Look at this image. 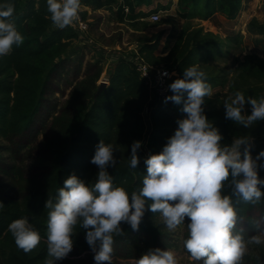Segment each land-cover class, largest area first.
<instances>
[{
    "label": "trees",
    "instance_id": "trees-1",
    "mask_svg": "<svg viewBox=\"0 0 264 264\" xmlns=\"http://www.w3.org/2000/svg\"><path fill=\"white\" fill-rule=\"evenodd\" d=\"M245 1L179 0L181 18L206 21L222 15L235 20L244 9ZM12 2L13 20L24 41L14 46L10 54L0 57V178L6 177L4 181L0 179V264H44L46 200L55 198L64 180L73 173L94 182L98 166L91 160L100 140L119 149L115 153L118 163L109 172L116 185L124 186L131 193L142 186L147 174L144 159L162 150L178 128V120L187 114L181 111L183 103L165 102L166 97L173 95L170 88L163 96H153L140 71L125 58L116 62L108 86L96 98L104 72L101 61L86 59L84 50L75 57L69 56L78 36L69 27L60 28L52 22L46 0ZM117 3L118 0H84L93 12L109 10ZM126 3L131 8L130 0ZM114 14L118 23L123 22L122 9ZM82 17L86 20L87 12ZM249 27L264 32V25L256 18ZM137 35L139 54L148 64L176 72L168 86L182 78L184 69L194 64L206 72L212 87L221 85L219 77L203 66L218 58L220 44L203 36L201 29L183 30L166 56L157 54L164 32ZM63 87L68 88V95ZM237 90L257 99L264 96L263 58L248 54L237 62L226 99ZM57 95L64 100L56 98ZM213 101L212 97L205 98L206 106L211 109L206 114L223 133V143L230 144L234 137L249 136L254 156L264 149V121L256 122L251 128L238 125L225 119L224 106L219 108ZM245 111L251 113L250 104L245 105ZM136 140L143 141V145L138 150L140 163L133 169L129 166V157ZM33 154H39L38 159L32 160ZM30 158L35 185L23 191L25 173L21 163ZM259 175L264 178V168L259 170ZM26 182L31 185V178ZM222 192L231 195V188L225 187ZM236 207L241 218L238 229L243 230L246 238L256 235L255 222L264 225V198L255 204L239 200ZM23 216L30 218L42 236L41 243L28 253L16 246L8 231L9 224ZM188 222L186 218L183 230L170 232L158 213L148 211L138 231L122 223L124 231L114 235L112 260H136L154 247L180 248L190 257L183 244ZM76 231L77 239L69 255H77L74 249L81 248L87 258L78 264H94V253L85 239L86 230L77 226ZM241 264H264V257L251 262L242 259Z\"/></svg>",
    "mask_w": 264,
    "mask_h": 264
},
{
    "label": "clouds",
    "instance_id": "clouds-1",
    "mask_svg": "<svg viewBox=\"0 0 264 264\" xmlns=\"http://www.w3.org/2000/svg\"><path fill=\"white\" fill-rule=\"evenodd\" d=\"M52 22L64 28L78 19L81 0H46ZM12 0H0V57L12 52L24 41L13 20ZM173 92L165 102L183 103L186 117L178 120V128L158 153L144 159L147 174L142 186L129 191L114 183L109 168H115L119 150L100 140L91 162L98 166L94 182L75 173L64 180L55 198H48L44 264H58L74 247L79 226L86 230L85 239L94 253V264H112L114 235L121 234L122 223L138 231L146 214L158 213L171 231L184 225L187 238L183 244L190 257L202 264H241L249 243H264V225L255 222L257 234L245 237L237 225L236 204L239 200L258 203L264 198V149L253 155L252 138L234 137L223 143V133L205 112V98L213 95L207 74L198 64L184 69L183 77L169 85ZM251 105V113L245 105ZM225 119L251 128L264 121V96L259 99L237 90L223 103ZM143 141L131 145L129 166L136 169ZM231 188V195L222 189ZM233 197L238 198L237 201ZM8 231L16 246L31 252L42 240L40 231L28 216L13 220ZM135 264H179L171 248H149Z\"/></svg>",
    "mask_w": 264,
    "mask_h": 264
},
{
    "label": "rangeland",
    "instance_id": "rangeland-1",
    "mask_svg": "<svg viewBox=\"0 0 264 264\" xmlns=\"http://www.w3.org/2000/svg\"><path fill=\"white\" fill-rule=\"evenodd\" d=\"M84 0H81V4ZM130 13L124 14L123 22L116 21L115 12L122 9V6L127 4L126 0H118L109 10H100L94 13L92 9H86L83 6L82 12H87V21L90 24V33L88 35V44L78 43L71 49L69 56L75 57L81 50L86 53V59L91 57L92 60H100L103 68L116 62L119 56L130 57L135 55L139 50V44L135 41L136 36L152 35L159 32H164L165 36L157 52L160 56H166L174 47L181 32L185 29L202 30L203 36L219 42L221 54L215 60H209L205 63V69L212 70L215 76L219 77L221 85L213 88V104L222 108L226 100L228 84L236 73L237 62L243 60L248 54H257L264 59V32L255 28H250L249 24L253 18L259 20L264 25V0H246L244 9L241 10L237 19L228 20L222 15H216L209 20L190 19L184 20L181 18L179 0H130ZM128 6V5H127ZM123 11V10H122ZM154 12H161L162 18L158 23H152L149 17ZM91 24H95L91 26ZM92 30V32H91ZM202 65V64H201ZM103 76V75H102ZM175 76V73H174ZM102 79V77H101ZM101 80L99 81L100 84ZM57 90V87L54 88ZM63 91L68 95L69 90L63 87ZM50 97V95H49ZM56 98L64 97L57 95ZM209 107H205V112H208ZM39 154L34 155L32 160L38 159ZM24 176L23 191H29L30 186L33 187L34 179L31 177L35 174L33 171V163L31 158L26 163H21ZM31 178V185L26 181ZM1 180H6L3 176ZM22 185V184H21ZM163 221V218H162ZM184 225L179 226L177 230H183ZM181 232V231H180ZM73 239H77L75 236ZM176 236V235H175ZM166 249V248H165ZM178 257L179 264H202L194 261L182 249H173ZM78 252L77 255H69L61 264H78L80 260L86 259V253L82 252L81 248L74 249ZM264 257V243L259 245L249 243L248 251L243 257V260L251 262L255 259ZM112 264H135V260H112Z\"/></svg>",
    "mask_w": 264,
    "mask_h": 264
},
{
    "label": "built area",
    "instance_id": "built-area-1",
    "mask_svg": "<svg viewBox=\"0 0 264 264\" xmlns=\"http://www.w3.org/2000/svg\"><path fill=\"white\" fill-rule=\"evenodd\" d=\"M84 4H81V8L79 11L78 19H76L69 27L77 36L78 39L76 40L78 43L88 44L89 39L88 35L90 33V24L87 20L82 17ZM122 10L125 15L130 13V8L126 5L122 6ZM162 18L161 12H154L150 15L149 20L152 23H158ZM120 58H125L126 61L131 62L141 73L143 79H145L149 90L151 91L152 95H160L163 96L166 92L169 91L168 81L171 80L176 76V72L171 71L169 69L163 67H155L148 64L139 54V51L135 53V55L130 56L128 58L119 56L116 62ZM116 62L110 63L104 69L103 76L101 82H106L109 84L110 72ZM175 73V76H174Z\"/></svg>",
    "mask_w": 264,
    "mask_h": 264
},
{
    "label": "water",
    "instance_id": "water-1",
    "mask_svg": "<svg viewBox=\"0 0 264 264\" xmlns=\"http://www.w3.org/2000/svg\"><path fill=\"white\" fill-rule=\"evenodd\" d=\"M99 86H100V88L97 92L96 98L99 97V95L104 91V89L108 86V84L106 82H100Z\"/></svg>",
    "mask_w": 264,
    "mask_h": 264
},
{
    "label": "crops",
    "instance_id": "crops-1",
    "mask_svg": "<svg viewBox=\"0 0 264 264\" xmlns=\"http://www.w3.org/2000/svg\"><path fill=\"white\" fill-rule=\"evenodd\" d=\"M84 6H85V4H84ZM86 9L88 10L89 9V7H86ZM90 10V9H89ZM92 11V10H91ZM99 12V11H98ZM94 13H96V12H94Z\"/></svg>",
    "mask_w": 264,
    "mask_h": 264
}]
</instances>
